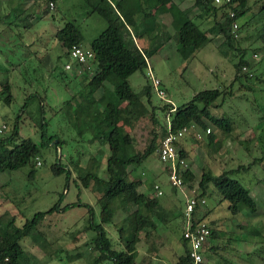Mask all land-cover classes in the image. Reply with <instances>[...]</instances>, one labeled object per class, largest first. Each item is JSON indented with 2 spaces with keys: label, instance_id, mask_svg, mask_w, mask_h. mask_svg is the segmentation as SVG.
I'll return each mask as SVG.
<instances>
[{
  "label": "rangeland",
  "instance_id": "1",
  "mask_svg": "<svg viewBox=\"0 0 264 264\" xmlns=\"http://www.w3.org/2000/svg\"><path fill=\"white\" fill-rule=\"evenodd\" d=\"M194 1L171 2L186 8L193 6ZM35 2H30L26 8L23 0H18L10 15L0 13V92L8 83L13 97L7 105L0 95V130L4 127L0 139L10 137L17 123V141L30 139L40 147V154L33 162L35 174L32 177L28 176L29 165L17 171L0 173V223L4 227L9 224L10 230L19 229L35 213L48 211L61 198L58 206L66 210L47 215L38 228L40 235L23 239L20 245L36 257V264H92L99 254L94 247L96 233L88 230V226L100 223V206L97 203L100 195L91 188L82 187L79 176L83 172H92L105 178L109 150L104 135L91 129L84 118L76 119L73 115L78 106L75 97L80 92L89 93L91 90L89 79L83 80L80 75L65 71L67 60L62 57L55 33L65 22H72L82 34L81 46L87 49L107 24L96 13L89 14L90 8L83 0H57L56 6L52 2V8L45 0ZM247 9V13L237 20L241 27L236 33V48L229 50L226 57L218 51L222 36H213L204 49L190 58L186 53H178L174 40L165 42L168 35L174 34L169 15L164 16L167 18H163L164 21L160 17H149L137 30L142 37L135 42L148 52L147 68L143 73L136 72L130 76L128 83L145 103L144 86L147 82L152 85L148 77V72H151L164 94L159 97L152 87L151 107L148 108L155 109L156 123L151 116L137 124L119 121L118 124H123L132 139L129 152L132 155L143 153L152 140L158 148L163 129L170 119L169 108L186 104L196 93L204 90L218 89L224 94V101L219 99L216 102L219 107L212 112L217 118L227 119L230 131L206 121V129L195 125L181 139L179 147L186 153L187 168L194 177L188 183V189H175L169 184L157 150L141 165L128 168L127 178L140 180V193L154 196L152 188L159 186L163 193L159 200L166 201L167 208L165 223L158 220L156 230L147 238L145 233L141 234L143 241L136 247L135 264H142L150 247L157 249L160 257H150L148 264H174L183 254V212L190 190L200 194L198 185L205 172L220 175L238 168L247 169H240L233 178L250 192L256 202V212L250 214L242 209L232 215L228 203L221 201L214 187L209 185L204 197L205 205L198 214L206 213L204 222L212 223L213 230L217 232L218 238L212 239L211 244L218 248L219 253L214 258L209 251L205 252L204 261L207 264H264V45L261 39L264 0H248ZM222 13L217 12L218 21L222 20ZM195 14L198 10L190 13L192 16ZM197 22L205 31L213 26L214 18L209 14ZM155 44L160 45L156 51L151 48ZM236 49L244 51L249 65L241 73L248 78L242 76L237 82L233 81L234 64L240 54ZM228 93L230 95L227 96ZM102 94L100 89L93 93V98L97 100ZM40 101L44 106L41 115L37 113ZM66 101H71V104H66ZM27 102L30 105L24 111L22 107ZM124 105L119 108L123 109ZM43 118L47 124V136H55L53 141L60 140V147L55 148L53 141L49 146L43 144L40 129ZM207 130L212 135L211 139ZM55 164L65 171L54 174L52 167ZM126 215L127 212L119 209L112 223L104 226L111 240L120 242L116 229L122 225Z\"/></svg>",
  "mask_w": 264,
  "mask_h": 264
},
{
  "label": "trees",
  "instance_id": "2",
  "mask_svg": "<svg viewBox=\"0 0 264 264\" xmlns=\"http://www.w3.org/2000/svg\"><path fill=\"white\" fill-rule=\"evenodd\" d=\"M45 1L53 2L56 6L57 0ZM83 1L90 8L89 14L96 13L99 15L106 22L107 27L91 41L87 49L81 46L82 34L72 22H65L62 28L55 33V41L59 44L62 57H65L67 63L71 61L70 50L74 46L89 50L93 55L88 67L80 75L83 80L89 79L88 86L91 90L89 93L80 92L75 97L78 106L75 107L73 115L76 119L84 118L91 129H95L104 135L109 150L105 165V178L92 172H83L79 176L82 187L91 188L94 193L100 195L97 200L100 206V223H91L88 226V230H93L96 233L94 247L99 254L92 264H100L104 261H110L112 264H135L136 247L143 241L141 234L145 233V238H147L150 233L156 230L158 220L164 223L166 221L159 198L155 195L150 197L140 193L138 191L140 180L134 181L127 178L129 167L132 166L134 169V167L141 165L148 156L157 150L154 140H152L143 153L132 155L129 152L132 148V139L122 126L124 123L137 124L147 116H151L153 123H156L155 109L150 108L151 110H149L148 108L151 107L153 85L147 82L144 86L146 98L144 103L128 83L130 76L136 72L143 73L147 68V49H141L135 42V39L142 37L137 33V30L141 23L149 17L169 15L174 34L168 35L165 42L169 39L174 40L178 53H186L190 58L204 49L211 42L213 36H222L223 42L218 51L223 57H226L229 50L234 51L236 48V33L241 26L238 25V30L233 32L232 25L237 23L239 17L247 13L248 0H230L229 3L221 6L214 5L210 0H195L193 6L185 10H180L177 5L171 2L172 0H119L115 3L111 0ZM167 4H169L168 7H166ZM193 10H198V14L190 15ZM218 11L223 12L221 21L216 19ZM229 11L234 12V17H229ZM43 13L45 14V12ZM209 14L214 18L213 26L203 31L197 21ZM163 29L165 28L163 27ZM261 39L264 45V32ZM159 47L160 45L155 44L152 49L156 51ZM236 51L240 54H238V62L234 64L235 76L233 81L235 82L240 81L242 76L245 79L248 78L246 74L242 75L241 73L249 66L244 51L238 49ZM91 72H93L92 76L88 78ZM232 83L230 87L233 86ZM100 89L103 90V94L95 100L93 93ZM10 91L11 87L7 83L2 86L0 92L4 103L7 105H10L13 99ZM224 97V94L218 89L204 90L196 93L186 104L175 108L171 106L169 108L170 119L168 125L163 129L161 138H164L169 132L177 133L179 130L195 125L206 129V121L229 132L230 125L227 119L217 118L212 112L219 107L216 102L219 99L224 101ZM66 104L70 105L71 101H66ZM121 104H125L123 109L119 108ZM29 105V102L25 103L22 110L26 111ZM37 113L39 115L44 113V106L41 101ZM90 119L91 121H89ZM120 120L123 121L122 125L118 124ZM40 129L43 144L49 146L56 137L47 136V124L44 118L40 124ZM17 138L18 124L16 123L12 135L7 139H0V173L17 171L29 165L30 173L28 176L32 177L35 174L33 162L40 154V147L30 139L17 141ZM209 138H212L210 133ZM180 141L176 143V146L181 157L186 160V153L179 147ZM61 145L62 142L58 140L55 148ZM240 169L246 170L247 168L225 171L220 175H212L209 172L203 173L198 185L201 191L199 197H206L208 186L212 185L221 201L228 203V210L232 215L238 214L242 209L254 214L256 212L255 200L250 192L233 178ZM52 170L54 174H59L65 171V168L55 164ZM165 170L168 174V170ZM68 174L70 175L69 171ZM180 175L183 183L188 184L194 179L188 168L182 171ZM60 201L61 198L58 204ZM58 204L46 212L35 213L32 219L27 220L21 228L16 230H10L9 224L4 227L0 223V264H36V257L24 251L20 242L25 238L40 235L38 228L47 215L66 210L61 209ZM119 209L127 212L122 225L116 229L120 242L111 240L108 237V232L104 229L105 225L112 223L115 213ZM199 209V206L195 207L192 213L194 225L207 218L206 213L198 214ZM209 226L211 227V235L203 255L207 251L211 254L212 251L218 249L210 246L211 240L217 239L218 235L213 230L212 223ZM183 244L185 252L178 258L176 264H187L188 262L189 251L184 241Z\"/></svg>",
  "mask_w": 264,
  "mask_h": 264
},
{
  "label": "built area",
  "instance_id": "3",
  "mask_svg": "<svg viewBox=\"0 0 264 264\" xmlns=\"http://www.w3.org/2000/svg\"><path fill=\"white\" fill-rule=\"evenodd\" d=\"M214 5L221 6L230 2V0H210ZM50 7H53V3H50ZM229 17H234V12L229 11ZM232 31L238 30V24L232 25ZM93 55L89 50H85L81 47H72L70 50V62L64 66L65 71L81 75L83 70L88 67L89 62L92 60ZM148 77L152 80L153 88L157 91L159 97H163V91L159 90V81L152 77L151 72H148ZM190 128H184L179 130L177 133L169 132L159 142L157 148V155L159 161L164 165V168L168 170V182L173 188H187L188 184L183 183L181 178L182 171L187 168L186 160L181 157L176 143L179 142L188 132ZM4 127H2L3 130ZM0 130V133L2 132ZM209 134L210 131L207 130ZM37 165H40L37 163ZM180 169V170H179ZM156 191L157 196H161L163 193L159 186L153 187ZM189 198L186 201L184 216V228L182 234V240L185 242L188 248V262L187 264H205L203 258V251L208 246L211 227L204 221L197 223L196 225L192 222V213L195 207L200 208L205 205V199L199 197L200 194L196 195L195 190H190Z\"/></svg>",
  "mask_w": 264,
  "mask_h": 264
},
{
  "label": "crops",
  "instance_id": "4",
  "mask_svg": "<svg viewBox=\"0 0 264 264\" xmlns=\"http://www.w3.org/2000/svg\"><path fill=\"white\" fill-rule=\"evenodd\" d=\"M16 1H18V0H0V13H2V14H5V16H6V14L8 15H10L11 13H12V11H14L15 10V7H13L14 5H16ZM26 1H28L27 2V4H26ZM36 0H23V2H24V6H26V8H27V5L30 3V2H32V3H36L35 2ZM112 1V0H111ZM115 1H119V0H113L112 2L113 3H115ZM186 1V0H185ZM173 4H175L176 5V3L175 2H172ZM30 5V4H29ZM34 6H35V4H34ZM169 6V4H167L166 5V7H168ZM192 6V5H191ZM178 8L180 9V10H185L186 8H189V7H186V8H182L181 6H179L178 5ZM195 15H197V14H195ZM164 16H167V15H161L160 16V20H163V18H165V20H167V18L166 17H164ZM1 20V19H0ZM164 21V20H163ZM162 22V21H161ZM153 46H151V48H152ZM1 85H2V83L0 84V87H1ZM188 167V166H187ZM155 192V191H154ZM155 196H157L156 195V192H155ZM163 196V194L161 195V196H157L158 198H160V197H162ZM160 205H161V207L164 209V212L163 213H165V211H166V201H163V202H161L160 201ZM184 223H185V221H184ZM184 228V227H183ZM211 245V247H213V245L212 244H210ZM157 249H155L154 247H150L149 248V251H148V253L147 254H145L144 255V257H143V259H142V264H148V261H149V259H150V257H155V258H158V257H160V255H159V252H157L156 251ZM184 252H185V246H184V244H183V254H184ZM218 250H215V251H212V253H211V256H213L214 258H215V256L216 255H218ZM137 254V253H136ZM183 254H181L180 256H182ZM179 256V257H180ZM179 257H177V259H176V261H175V263L174 264H176V262H177V260H178V258ZM205 264H207V262L205 263Z\"/></svg>",
  "mask_w": 264,
  "mask_h": 264
},
{
  "label": "water",
  "instance_id": "5",
  "mask_svg": "<svg viewBox=\"0 0 264 264\" xmlns=\"http://www.w3.org/2000/svg\"><path fill=\"white\" fill-rule=\"evenodd\" d=\"M57 142H58V141H53V143H52V144L54 145V144H56Z\"/></svg>",
  "mask_w": 264,
  "mask_h": 264
}]
</instances>
